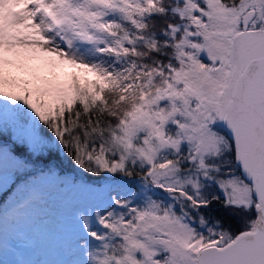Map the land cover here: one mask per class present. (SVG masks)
<instances>
[{
  "label": "snow or ice",
  "instance_id": "1",
  "mask_svg": "<svg viewBox=\"0 0 264 264\" xmlns=\"http://www.w3.org/2000/svg\"><path fill=\"white\" fill-rule=\"evenodd\" d=\"M10 183L3 264H264V0H0Z\"/></svg>",
  "mask_w": 264,
  "mask_h": 264
},
{
  "label": "trees",
  "instance_id": "2",
  "mask_svg": "<svg viewBox=\"0 0 264 264\" xmlns=\"http://www.w3.org/2000/svg\"><path fill=\"white\" fill-rule=\"evenodd\" d=\"M56 164L58 167L62 169L63 173H66L68 175H73L74 173L72 172L70 166L66 162H62L61 160L57 159ZM14 190L13 185L10 183L7 187L6 190L0 192V207H2L11 197V193ZM212 215L214 217L223 219L227 224H230L232 228H237L239 226V220H237L234 216L229 215L228 212H219V209L215 208L212 210Z\"/></svg>",
  "mask_w": 264,
  "mask_h": 264
},
{
  "label": "rangeland",
  "instance_id": "3",
  "mask_svg": "<svg viewBox=\"0 0 264 264\" xmlns=\"http://www.w3.org/2000/svg\"><path fill=\"white\" fill-rule=\"evenodd\" d=\"M10 198H11V197H10ZM10 198H9V199H10ZM215 208L219 209V212H220V213H221V212H228L229 215H232V213H230L228 210L223 209V208H221V207H219V206H214V208H213L212 210H214ZM232 216H233V215H232ZM236 219H237V218H236ZM237 220H238V219H237ZM51 243L54 244V243H55V240L53 239V240L51 241ZM48 250H49L48 247L45 246V248L41 249V250L38 252V257H39L40 259L48 258V255H47ZM4 259H10V257L0 258V264H3Z\"/></svg>",
  "mask_w": 264,
  "mask_h": 264
}]
</instances>
